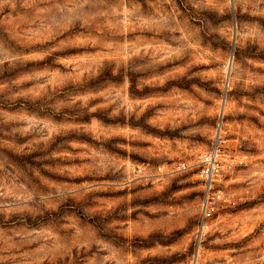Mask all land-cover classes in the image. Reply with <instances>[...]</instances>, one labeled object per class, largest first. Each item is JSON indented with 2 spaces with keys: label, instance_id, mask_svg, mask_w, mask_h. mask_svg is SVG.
Masks as SVG:
<instances>
[{
  "label": "rangeland",
  "instance_id": "1",
  "mask_svg": "<svg viewBox=\"0 0 264 264\" xmlns=\"http://www.w3.org/2000/svg\"><path fill=\"white\" fill-rule=\"evenodd\" d=\"M195 261L264 264V0H0V264Z\"/></svg>",
  "mask_w": 264,
  "mask_h": 264
},
{
  "label": "built area",
  "instance_id": "2",
  "mask_svg": "<svg viewBox=\"0 0 264 264\" xmlns=\"http://www.w3.org/2000/svg\"><path fill=\"white\" fill-rule=\"evenodd\" d=\"M246 158V157H245ZM223 165L221 161V153L219 151L218 146H215L212 150L207 151L205 153H202L199 156V163H198V170L195 171V176L202 181L205 190L207 191V199L204 203V215L202 218V228H204V221L206 219V216L210 210L209 208V194L212 191L214 185L216 182L220 181ZM176 170L179 172L182 171H189L191 170V167L187 165L186 162H180L176 166ZM159 171L162 172V168H159ZM213 199L215 198H221L220 193L216 195L213 193ZM197 261H195L196 264Z\"/></svg>",
  "mask_w": 264,
  "mask_h": 264
},
{
  "label": "bare ground",
  "instance_id": "3",
  "mask_svg": "<svg viewBox=\"0 0 264 264\" xmlns=\"http://www.w3.org/2000/svg\"><path fill=\"white\" fill-rule=\"evenodd\" d=\"M231 58H232V57H231ZM229 61H230V64H232V59H231V60L229 59ZM230 68H231V67H230Z\"/></svg>",
  "mask_w": 264,
  "mask_h": 264
}]
</instances>
